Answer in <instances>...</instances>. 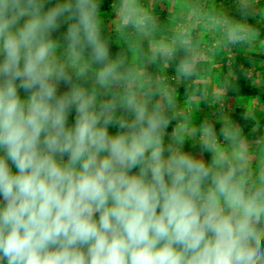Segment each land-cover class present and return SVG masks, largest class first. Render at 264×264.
Instances as JSON below:
<instances>
[{
    "label": "clouds",
    "instance_id": "obj_1",
    "mask_svg": "<svg viewBox=\"0 0 264 264\" xmlns=\"http://www.w3.org/2000/svg\"><path fill=\"white\" fill-rule=\"evenodd\" d=\"M119 8L147 31L136 0ZM101 9L0 0V264H264V165L228 126L231 151L210 123L192 145L174 90L113 53ZM234 11L248 19L250 0ZM224 23L233 44L255 34Z\"/></svg>",
    "mask_w": 264,
    "mask_h": 264
},
{
    "label": "trees",
    "instance_id": "obj_2",
    "mask_svg": "<svg viewBox=\"0 0 264 264\" xmlns=\"http://www.w3.org/2000/svg\"><path fill=\"white\" fill-rule=\"evenodd\" d=\"M157 1V0H156ZM164 0H158L156 2L157 6L161 5V3ZM186 5H189L191 13L186 15V20L189 23H195L197 20H208V10L211 7H217L220 9L219 16L222 17V6L220 5L222 0H199L196 1V3H193L194 0H181ZM160 2V3H159ZM179 4V2H177ZM190 3V4H189ZM227 8L231 9L232 6H234L235 1L234 0H228L227 1ZM102 9L100 13V19H101V26H102V33L104 37L108 40L109 46L112 49L113 53L119 52L123 56L126 57L125 54V48L119 44V42H122L123 37L119 38V35H125L126 37H130L132 28L131 25L125 26L121 19V14L118 13L120 11V4L121 0H101ZM165 5H161L163 7ZM176 7V6H175ZM179 6H177L178 8ZM176 10L178 11L179 9ZM175 9V8H174ZM181 9V8H180ZM216 10V9H215ZM226 11V9H225ZM252 15L247 19L249 21V24L253 30L256 31L257 37L259 40H264V17H260L256 12H251ZM149 13H147L148 15ZM106 16L109 17L110 21H106ZM170 16V14H169ZM171 16L172 15L171 13ZM167 17L165 16V19ZM227 19H232V16H226ZM164 19V17H163ZM117 20L118 24H115L113 21ZM165 28L167 30L161 31L166 33L168 31L170 36H157L156 40L158 41V45H156V50L159 48L161 43L169 45L171 44V40L169 38H175V45L174 47L176 49V55L172 58H166L164 59L162 55H159V53H156L155 57L153 54L150 55L149 52V45L147 42V39L142 40L140 47L138 48L139 53H141V58L138 59L135 63H130L129 58L126 57L127 62L131 65H134L139 71L145 66L143 62H150L146 66L149 68L148 72L155 66L153 62H156V79L155 77L148 72L143 73L145 76H148L151 78L153 82H157L161 85V87H166L170 90H174L176 94V108L175 112L177 113V109L180 105L187 103L190 99L191 91H194V86L197 87L198 92L202 91V86L204 82V78L207 76L206 74H203V67L200 66L197 70L192 69L194 72V75L187 80H185L183 77H178L175 72V66L178 64L182 57L185 55V48L186 46H190V41H186L185 38H188L189 33H184L182 37L178 36L176 32L172 31L170 28V25L162 24L161 28ZM113 29H117V31H114ZM113 30V31H112ZM135 30V29H134ZM216 39H209V42L207 45L210 48L218 49L217 46L213 45L215 43ZM240 43L233 44L231 43V46H234V50H225L226 56H228L225 60L226 62L231 61V64L227 66V70H231L232 75L235 77L236 85H234L237 88L236 91H232V83L231 81L226 80L225 76L222 74L221 76V83L225 85L226 87V93L228 97H235V96H259L260 100L264 102V87L263 85L258 86L253 85L254 78H249L247 76L248 69L252 67V60L256 57L262 58L264 57V47L259 49L261 52H248L243 51L241 49H237V45L239 46ZM258 50V49H257ZM226 64V63H225ZM155 68V67H154ZM264 66H259L258 69L262 70ZM210 74V73H209ZM164 78V80H162ZM166 79V80H165ZM168 85V86H167ZM202 100L204 96L202 95ZM207 103V102H206ZM217 105H215V108L213 110H216ZM179 116H177V121L174 122L178 123ZM233 127H240L243 129L244 132L248 131L249 127H253L257 122L254 118L248 117L246 115V111L243 108H238L236 110V113L231 116V122ZM261 124L264 123V119L260 121Z\"/></svg>",
    "mask_w": 264,
    "mask_h": 264
},
{
    "label": "crops",
    "instance_id": "obj_3",
    "mask_svg": "<svg viewBox=\"0 0 264 264\" xmlns=\"http://www.w3.org/2000/svg\"><path fill=\"white\" fill-rule=\"evenodd\" d=\"M178 0H176L177 2ZM236 2V0H234ZM251 2V12H256L260 17H264V0H250ZM175 4V3H174ZM173 4V5H174ZM227 0H222L220 5L222 8V17L223 20L221 21V25H219V37L215 40L213 45L217 46L218 51L220 50L221 55H217L216 58H204L202 57L199 60L194 61L195 66L201 64L200 66H204L205 64L208 65L209 69H205L203 67V74L207 76L202 80L204 82L202 86V91L198 92L197 87L194 86V91H191L190 98L192 104L194 105L193 115L196 118L193 121L186 122L185 125L187 126L185 129V135L188 137L190 143L192 145H198L200 142V126L204 123H210L214 125L216 129L217 139L220 145L231 151L233 145L229 141H225L222 136L219 135V129L223 126H228L230 129L235 130L238 133L237 136V144L236 147L246 150V155L248 158L249 167L256 172L259 168L264 165V123L261 124L260 121L264 119V102L260 100L259 96H235V97H228L226 93V86L221 83V76L222 74L226 77L225 79L231 81L232 83V91L237 92V88L234 86L236 85L235 77L232 75L231 70H227V66L231 64V61L226 62L225 50H234V46H231V42L225 39V36L222 38V28L225 30L227 25L224 23L227 18L226 16H232V19L236 22H241L246 24L250 29L251 26L249 21L243 20L241 21L240 17L236 15L234 11V6L231 7V12L227 13ZM235 4V3H234ZM173 7V6H172ZM188 14L191 13L189 5H187ZM218 14L220 9L218 8ZM230 10V9H229ZM221 13V12H220ZM220 19V18H218ZM253 30V29H252ZM255 33L254 35H249L245 41L241 42L237 49H241L243 51L248 52H261L259 49L264 47V40H259L257 37L256 31L253 30ZM205 36H208L206 34ZM210 37H207L209 42ZM203 46L209 47L207 43ZM201 47V46H200ZM192 46H186L185 48V56L182 57V60L190 59L189 62L192 61V57H190ZM210 48V47H209ZM258 49V50H256ZM262 53V52H261ZM188 62V63H189ZM193 62V61H192ZM226 63V64H225ZM252 67L248 69L247 76L249 78H254L253 85L264 87V68L262 70L258 69L259 66H264V57L262 58H254L252 60ZM227 65V66H225ZM197 67V68H196ZM192 67V69L197 70L198 66ZM226 67V68H225ZM210 73V74H209ZM202 95L204 96L202 100ZM211 101V102H210ZM207 102V103H206ZM191 103V102H190ZM217 105L216 110H213ZM206 108V109H205ZM238 108H243L246 111V115L248 117H252L255 119L257 124L253 127H249L248 131L244 132L242 128L236 126L233 127L231 122V116L236 113ZM205 109V110H204ZM204 111V113L202 112ZM220 123H217V121ZM193 128V132L195 138L192 135V131L190 129ZM189 129V130H188ZM195 130V131H194ZM192 135V136H191ZM195 150V149H193Z\"/></svg>",
    "mask_w": 264,
    "mask_h": 264
},
{
    "label": "rangeland",
    "instance_id": "obj_4",
    "mask_svg": "<svg viewBox=\"0 0 264 264\" xmlns=\"http://www.w3.org/2000/svg\"><path fill=\"white\" fill-rule=\"evenodd\" d=\"M196 1H199V0H194L193 3H196ZM156 2H158V0L157 1L156 0H136V4L138 5L140 13L141 14L149 13L148 16L150 17V20L148 22V29L145 33L143 34L138 33L136 30H134L135 28L133 27L130 37L128 36L126 37L125 35H122V34L119 35V38L123 37L122 42H119V44L125 48V54H126V57L129 58L130 63H135L136 61H138L139 58H141L140 57L141 53H139L138 48L140 47L142 40L147 39V42L149 45V52L151 55L155 52L156 45H158V41L156 40V37L158 35L161 36V33L162 35H165L166 37L170 36L168 31L166 33L161 32V31L167 30L165 28H162L160 30L162 24L170 25L171 27L170 29L176 32L177 35L180 37H182L184 33H189L188 38H185V40L186 41L191 40L190 45L192 46V48L190 49L191 50L190 57H192L191 59L193 62L192 61L189 62L190 59L188 58V62L191 65V67L198 66L199 68L201 64L195 66L194 61L199 60L202 57L216 58L217 55H221L220 50L218 51V49L216 50L213 48L203 46L206 44V42H208L207 37L208 38L210 37V39L217 40L220 35L219 25H221V21L223 20V17L219 16L217 7L209 8L208 13H207L208 18H209L208 20L200 19V20H197L195 23H189L185 18L186 15L188 14V8H187V5L183 1L178 0L177 1L179 2L178 4L176 0H164L161 3V5H165L163 7H161V5L157 6ZM177 6L179 7L177 8ZM176 8L179 10L177 11ZM226 11L227 13H229L231 12V9L230 10L228 9ZM118 13H120V11H118ZM171 13L174 16H171ZM165 16L167 17L166 19H165ZM105 19L106 21L107 20L110 21L108 16H106ZM113 22L115 24H118L117 20ZM113 30L117 31V29H113ZM222 31H223L222 32L223 34L222 38H223V36H225L224 34L225 30L222 28ZM206 34H208V36H205ZM169 39L171 40L170 41L171 44L169 43V46L175 45L174 43L175 38H172V39L169 38ZM163 58L166 59L167 57L163 56ZM143 63L145 64V66H143V68L140 71L142 73L148 72L149 68L146 65L150 62H143ZM153 63L155 65L154 66L155 68L153 67L148 73H151L156 79V62H153ZM204 67L205 69H207L209 66L205 64ZM162 80H164V78H162ZM191 98L189 99L187 103L180 105L179 108L177 109V116H179L180 118L178 123L185 124L186 122L193 121L196 119L193 115L194 114L193 111L195 108H194V105L192 104V101L194 100L190 101ZM202 112L204 113V111ZM190 131H192L193 133L192 135H194L193 128H191ZM193 137L195 138V135Z\"/></svg>",
    "mask_w": 264,
    "mask_h": 264
}]
</instances>
